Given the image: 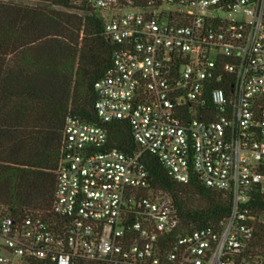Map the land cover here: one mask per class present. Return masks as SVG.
<instances>
[{
    "label": "built area",
    "instance_id": "1",
    "mask_svg": "<svg viewBox=\"0 0 264 264\" xmlns=\"http://www.w3.org/2000/svg\"><path fill=\"white\" fill-rule=\"evenodd\" d=\"M71 1L115 45L95 84L99 122L67 118L48 214H0V264H264L252 206L264 194V0ZM111 123L128 124L136 150L110 145ZM145 153L228 198L220 227L185 230Z\"/></svg>",
    "mask_w": 264,
    "mask_h": 264
},
{
    "label": "trees",
    "instance_id": "2",
    "mask_svg": "<svg viewBox=\"0 0 264 264\" xmlns=\"http://www.w3.org/2000/svg\"><path fill=\"white\" fill-rule=\"evenodd\" d=\"M41 1L0 0V214H48L66 120L99 122L95 84L113 67L115 45L101 16L71 0ZM109 126L111 146L137 149L128 124ZM143 161L153 187L173 197L185 230L218 228L230 214V200L196 177L179 183L156 155L145 153ZM252 206L263 215L264 194ZM253 248L264 254V222L257 225Z\"/></svg>",
    "mask_w": 264,
    "mask_h": 264
},
{
    "label": "rangeland",
    "instance_id": "3",
    "mask_svg": "<svg viewBox=\"0 0 264 264\" xmlns=\"http://www.w3.org/2000/svg\"><path fill=\"white\" fill-rule=\"evenodd\" d=\"M9 1V0H6ZM16 2H20V3H25V4H29V5H41L42 1L41 0H15Z\"/></svg>",
    "mask_w": 264,
    "mask_h": 264
}]
</instances>
